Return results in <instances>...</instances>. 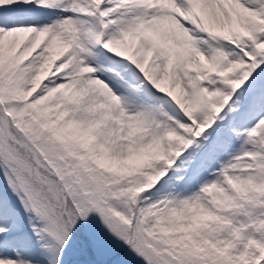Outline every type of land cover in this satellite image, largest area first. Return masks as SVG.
<instances>
[{"label": "snow or ice", "instance_id": "6c2138e0", "mask_svg": "<svg viewBox=\"0 0 264 264\" xmlns=\"http://www.w3.org/2000/svg\"><path fill=\"white\" fill-rule=\"evenodd\" d=\"M0 264H264V0H0Z\"/></svg>", "mask_w": 264, "mask_h": 264}]
</instances>
